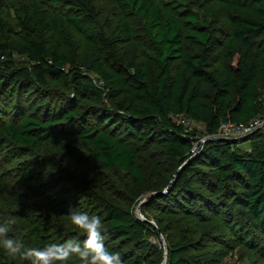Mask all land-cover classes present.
I'll return each instance as SVG.
<instances>
[{"label":"trees","instance_id":"1","mask_svg":"<svg viewBox=\"0 0 264 264\" xmlns=\"http://www.w3.org/2000/svg\"><path fill=\"white\" fill-rule=\"evenodd\" d=\"M217 1L223 5L228 24L227 34L219 42L203 13L174 0H114L117 14L113 21L100 20L91 0H0V85L7 86L5 91L10 93L32 84L53 87L74 104L52 108L40 119L17 108L18 119L10 120L5 107L0 109V164L13 167L10 174L20 186L18 194L3 191L0 195V220L15 222L9 235L26 246L48 245L53 239L49 232L59 230L48 222L43 207L59 213L58 203L66 206L72 200L85 199L112 240L141 241L144 248L150 247L142 240L148 229L145 222L88 186L73 185L61 166L50 162L49 155L46 159L42 151L54 136L69 132L81 140L87 152L82 154L57 140V148L72 163L88 173L117 168L127 174L133 187H140L144 176L137 152L127 139L149 143V132L154 130L161 135L159 144L165 155L181 164L192 149L181 121L200 122L207 133L216 134L223 124L237 125L259 116L264 46L256 40L264 35V0ZM37 2L45 4L52 15L44 14ZM169 2H174V12L164 8ZM6 7L12 10L11 19L4 15ZM178 12L182 19L177 18ZM58 15L82 39V56H71L46 37L56 32ZM130 18L140 21L151 45L146 64L129 47L133 38ZM184 38L199 44L196 53H184ZM221 57L225 60L220 67L213 68L212 63ZM85 100L94 105L81 112L78 105ZM115 122L123 125L125 133L116 135L115 126L107 131L99 128ZM230 144H211L202 162L223 178L246 180L238 203L264 235V133L252 142L249 155ZM187 172L179 176L182 195L195 193ZM21 195L27 199L20 200ZM64 210L62 213L69 211ZM67 237L83 240L84 234L68 233ZM180 252V245L172 243L168 264H182ZM0 264L29 262L12 260L0 250Z\"/></svg>","mask_w":264,"mask_h":264},{"label":"rangeland","instance_id":"2","mask_svg":"<svg viewBox=\"0 0 264 264\" xmlns=\"http://www.w3.org/2000/svg\"><path fill=\"white\" fill-rule=\"evenodd\" d=\"M91 1L97 8L100 20H114L117 14L114 0ZM174 2L188 4L194 10L203 13L209 21V28L216 37V42L222 41L227 34L228 24L223 14V5L217 0H174ZM174 2H169L164 5V8L174 12L171 7ZM38 5L44 14L52 15L45 4L41 2ZM4 15L11 19L12 10L6 7ZM176 16L182 19L179 12ZM57 18L56 32L48 33L46 37L52 44L63 46L71 56H82L85 52L82 39L62 15H58ZM130 21L133 27V38L129 42V47L135 51L138 61L146 64L152 53L151 45L140 21L135 18H130ZM183 27L187 28L185 25ZM256 41L259 46H264V35L258 37ZM198 48L199 44L195 40L183 39L184 53L194 54ZM15 59L20 57L15 55ZM224 60L225 58L221 57L219 61L212 63V67H220ZM175 64L178 65V61ZM5 90L7 86L0 85V109L2 106L5 107L6 117L10 120L18 119L17 108H23L25 114L40 119L49 114L52 108L74 106L71 99H67L69 96L66 93L58 92L53 87L41 88L32 84L24 91L15 89L10 93ZM259 91L261 114L252 120L249 131L240 130L245 126L231 125L221 126L216 134H209L200 122L181 121L184 133L186 132L192 140L191 154L181 164L165 155L162 145L159 144L161 135L154 130L149 132L148 136L152 137L149 143L145 140L127 139L126 141L137 152L138 168L144 176V184L140 187H133L127 174L117 168L109 171L100 168L95 173H88L79 165L72 163L57 148V140L71 144L82 154L87 152L81 140L69 132L57 134L55 138L48 141L42 155L46 159H48L46 155H49L50 162L60 165L76 187L82 189L88 186L130 212L135 219L147 224L148 229L143 234L142 240L150 244L148 248H144L145 245L141 241L112 240L113 238L104 234L106 230L103 228L105 246L109 250L118 252L123 264H168V248L172 243L180 245L182 264H264V235L259 233L257 223L238 203L239 198L243 196V190L245 191L246 186L244 187L243 184L246 180L243 178L240 182L238 179L235 180L234 176L223 178L213 166L202 162V157L205 156L209 146L216 142L227 141L232 143L230 145H236L241 154L249 155L252 142L259 140L264 133V80ZM93 105L92 101L85 100L78 105V108L81 112H85ZM111 125H105L106 127L100 125L99 128L107 131L115 126L116 135L120 136L123 133V125L116 122ZM32 156L34 157L35 154ZM0 165L2 178L0 179V195L3 191L18 194L19 182L10 174L13 173V167ZM187 169L186 177L195 193L188 192L187 195H182L184 192L180 186L179 176ZM222 179L226 180L222 182ZM161 192H163L161 197L155 195ZM151 195L153 196L150 198ZM19 199L27 198L21 195ZM57 205L61 207L59 209H62L59 213L43 207L50 218L48 222L58 225L57 234L52 230L49 232L53 237L51 243H63L70 239L67 237L68 233L83 234L67 220L69 211L66 210L71 208L89 215H96L85 199L72 200L66 206L59 203ZM63 210L66 212L62 213ZM102 224L105 226L103 221ZM69 264H80V262L72 258Z\"/></svg>","mask_w":264,"mask_h":264},{"label":"clouds","instance_id":"3","mask_svg":"<svg viewBox=\"0 0 264 264\" xmlns=\"http://www.w3.org/2000/svg\"><path fill=\"white\" fill-rule=\"evenodd\" d=\"M67 220L84 234V239H68L42 247L26 246L13 235L14 220H0V250L10 259L29 264H69L76 258L80 264H123L118 252L110 251L104 243L101 218L75 209H69Z\"/></svg>","mask_w":264,"mask_h":264},{"label":"built area","instance_id":"4","mask_svg":"<svg viewBox=\"0 0 264 264\" xmlns=\"http://www.w3.org/2000/svg\"><path fill=\"white\" fill-rule=\"evenodd\" d=\"M254 119V118H253ZM253 119H251V120H249L248 122H246V123H240V124H237V125H235V126H238V127H242V126H245V127H243V128H241L240 130H242V131H249V129H251V122H252V120ZM231 125H234V124H229V125H225V124H223V125H221V126H231ZM221 128V127H220Z\"/></svg>","mask_w":264,"mask_h":264},{"label":"water","instance_id":"5","mask_svg":"<svg viewBox=\"0 0 264 264\" xmlns=\"http://www.w3.org/2000/svg\"><path fill=\"white\" fill-rule=\"evenodd\" d=\"M161 193H163V192H161ZM156 194H160V193H155V195H156ZM152 196H153V195H151L150 198H151Z\"/></svg>","mask_w":264,"mask_h":264}]
</instances>
